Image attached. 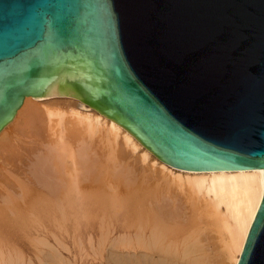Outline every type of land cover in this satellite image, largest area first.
<instances>
[{"label": "water", "instance_id": "1", "mask_svg": "<svg viewBox=\"0 0 264 264\" xmlns=\"http://www.w3.org/2000/svg\"><path fill=\"white\" fill-rule=\"evenodd\" d=\"M70 98L185 171L261 169L236 264H264V0H0V131Z\"/></svg>", "mask_w": 264, "mask_h": 264}, {"label": "bare ground", "instance_id": "2", "mask_svg": "<svg viewBox=\"0 0 264 264\" xmlns=\"http://www.w3.org/2000/svg\"><path fill=\"white\" fill-rule=\"evenodd\" d=\"M74 102L76 101L70 98L49 97L37 100L27 96L13 119L0 131V160L4 154L8 153L6 143L10 138L18 142L27 139L43 141L49 154L52 155L55 170L62 183L60 187L56 188L49 186L48 193L52 200L48 204L49 210H46L47 212L43 210L44 214L40 213L43 205L39 212L40 215H36L34 206H32L34 209L29 206L25 215L23 210L20 213L13 212L15 217H20L19 221L21 222L18 225L10 224L12 220L7 222L11 226L5 225L6 220H9V215H6L7 219L5 220L6 216L3 215L5 213L2 214L4 211L0 209L3 216H0V264H43V256L38 252L37 244H40L42 240L45 243L46 237L54 236V239H57L59 235L60 237H62L61 235L66 236L68 233L67 226L65 228L66 224L74 222L79 225L82 218L87 217L86 207L89 198L85 197L81 188L82 164L80 161L87 152L85 146L87 140L94 139L100 140L102 148L117 159L123 155L122 148H124L128 156L134 155L135 159L144 164L146 168L153 170L150 177L160 186V192L155 195L157 200L165 205H170V208L176 211L169 216V223L158 222L159 220L154 223H146L137 219L139 213H142V216L148 212L145 210L143 213L140 209L138 215H135L137 216L135 221L128 226L122 225L127 226L126 231L124 232L125 227L124 229L120 228L123 232H117L118 235L116 234L115 239L111 241L110 249L113 247L116 250L126 251L130 255L128 254V257L125 256L126 254H122L123 256L116 253L112 255L113 258L115 255L118 256L115 258L118 259L117 264H236L262 197V170L196 172L173 168L152 155L131 134L112 120ZM15 151H17L16 148ZM99 151H102L101 148ZM35 181L39 184L43 183V180L41 181L37 176H35ZM6 184L8 183L6 182ZM4 201L6 200L4 199ZM164 209L161 207L156 211L158 214L165 213ZM37 211L39 210L37 209ZM155 214L157 213L155 212ZM38 215L43 216V222L51 220L53 226L62 224L64 230L59 225V230L62 231L57 234L51 228H46V225L49 226L48 224L39 222L45 228L42 230L41 227L42 231L39 232L40 229L37 227H40V224L35 223L40 218H36ZM26 230L28 231L25 232ZM39 233L44 239L38 237ZM102 235L104 234L102 233ZM57 242L63 243L60 240ZM48 243L40 244V247L46 249L48 247L44 245L50 248L54 247ZM63 244L65 250L67 247ZM53 253L52 255L55 256ZM47 254L49 253L47 252ZM49 255H47L48 258ZM53 256L50 257V260L56 259V256L52 258ZM112 257H110V261ZM48 258L45 256V259ZM57 258L63 260L64 256ZM62 263L64 262L62 261ZM44 264L46 263L44 262Z\"/></svg>", "mask_w": 264, "mask_h": 264}, {"label": "rangeland", "instance_id": "3", "mask_svg": "<svg viewBox=\"0 0 264 264\" xmlns=\"http://www.w3.org/2000/svg\"><path fill=\"white\" fill-rule=\"evenodd\" d=\"M77 107L78 109H80L79 105ZM6 146H7L6 150L8 153L4 154V156L0 160V192H1L0 193V202H1L0 209H3L4 212H2V210L1 212L2 214L5 213L3 214L4 217L6 215L7 216L9 215L8 216L9 220L7 219V216L4 218L5 220L7 219L6 222L4 220V222L6 223L5 225H7L8 224L7 222L11 220L13 222L11 221L10 224L18 225L19 222H21L19 221L20 217L19 218L18 216L15 217V215H13V212L16 213L18 211V213H20L21 210H23L25 211L24 212V215H25L27 211L26 209L29 206L36 207L35 209L36 215L37 214L40 215V213H42L43 210L45 211L49 210L48 204L51 202L50 200H52L50 199L49 193H48L49 186L56 188L57 186L60 187V184L62 183L59 178V175L57 174L55 170L54 163H53L54 161L52 160V157H51L52 155L49 154L48 149L46 148L45 143L43 141H40V140L35 141L32 139H27L23 142L22 141L18 142L15 139L10 138V140L6 143ZM85 146L87 147L86 148L87 152L82 157V160L80 161V163L82 164V182H81L82 187L81 188H82L83 194L86 195L85 197L89 198L87 199V207H86L88 215L86 218H82V222L79 225L75 224L74 222H70L65 225V228L67 226L66 231L68 230V233H66V236L61 235L62 237H60L59 235L57 238L60 241H63V243H65V244L62 243L64 246L66 245L65 247H67L65 250L62 244L60 243L61 244L60 245L57 242L59 240L54 239L55 238L54 236L46 237L47 240L45 239L46 240L45 243L51 242L48 244H51L52 246H54L53 248L56 249L57 251L56 250L54 251L52 247L51 249L47 245H44L48 247L47 249L45 247L43 248L40 247V244H45V243L43 240H42L43 242L42 243L38 239L41 243L38 241L40 244H37V247L39 249L38 252H40L41 256H43L42 257L43 264L44 262L46 264H49V263L51 264H64V263L65 264L67 263L69 264H110L111 262H112L111 264H115V263L117 264L118 259H115V258L118 257L117 256L118 254L119 256H121L122 254L123 255L126 254L125 256H127L129 253L126 251H120V250L113 249V247L112 249H110L112 246L111 241L114 240L115 237L118 235L117 232L119 233L123 232L121 231V229L122 228L124 229L125 226H122V225L125 224L128 226V224L135 221V219L137 218V216L135 215H138L140 209L141 211H143V213H145V210H147L148 212H146L142 216H141L142 213H139L138 215L139 217L137 219L138 221L146 222V223L147 222L154 223V222H157L158 220H159L158 222L163 221V223L165 222L169 223L170 222L169 216L173 212H176L170 208V205H167V204L165 205V203L159 202L157 200V197L155 195H157L156 194L157 192H160V189H159L160 186L156 184L155 181H153L150 177L151 176L150 173L152 174L153 170H151L150 168H146L144 164H142L139 160L135 159L134 155L128 156L124 148H122L123 146L122 144H121V148L123 149V155L118 159L112 156L109 151L104 150L102 148L101 141L98 139L87 140ZM15 148L17 151H15ZM100 148L102 151H99ZM98 152H99V155H98ZM47 155H50V156H47ZM54 174H57V175L55 176ZM35 176H37L41 181L43 180L44 184L36 183ZM48 181H52V182H48ZM6 182L8 184H6ZM153 190L156 192H154ZM152 192H154L155 194ZM45 193H46V196L48 195L47 197L45 196ZM38 194L41 195V198H40V195ZM4 199L6 201H4ZM31 199L33 200L30 203ZM45 200L47 201L49 200V202ZM7 201L10 203H8ZM12 201L14 202L12 203ZM33 202L34 203L36 202V203L34 204ZM157 202L158 204H156ZM37 203L39 204V206ZM13 204L15 205V207ZM35 205H37L38 207ZM42 205H43V208H42ZM34 207L32 208L34 209ZM161 207L163 209L165 208L164 209L165 213L158 214L156 209L161 208ZM41 208H42V211H41ZM37 209L39 211H37ZM11 210L12 212H10ZM45 211L43 212V214L45 213ZM155 212L157 214H155ZM148 213L152 214L154 217L152 215L150 216V214ZM39 215L36 218L40 217ZM0 216L3 217L1 213H0ZM149 216L152 218H150ZM41 217L40 218L42 220L38 218L37 220L38 222H35L38 225L40 224V227H37L38 225L35 224L37 225L36 226L37 228L39 229L41 227L43 228L44 225L42 226V224L45 223V225L46 224L49 225V226L46 225V228L48 227L51 228L57 234L58 233L60 234V232L64 230V227L62 224H61L62 226L60 224H59L60 226L58 225L62 229L60 231L59 227L56 224L55 226L57 227L53 226L54 224H52L53 222H51V220L47 219L48 222H46L45 220H44L45 222H43V216ZM148 217L150 218V220ZM36 218H35V221H36ZM14 222H16L17 224ZM39 222H41L42 224ZM10 224H8V226ZM127 226L125 227L124 232L126 231ZM41 229L39 230V232L44 230L45 228H43L42 230ZM27 231L28 230H26L25 232ZM102 233L104 235H102ZM38 235H40V233ZM38 237L43 238L41 235ZM57 245L58 247L56 248ZM59 245L62 246V248H60ZM61 249L63 250L61 251ZM49 250L50 251L53 250L54 253L53 251L50 252ZM47 252L50 255L47 254ZM52 253L56 256L57 260L52 259L55 257L52 255ZM115 253L117 255H115V257L113 258L112 255H114ZM47 255H49V258ZM41 256L39 255L40 258ZM45 256L48 259H45ZM51 256H53L51 258L53 261L50 260ZM58 256L61 258H63L64 256L63 260L57 258ZM110 257H112L111 261H110ZM60 260H62L64 263H62V261L60 262Z\"/></svg>", "mask_w": 264, "mask_h": 264}]
</instances>
